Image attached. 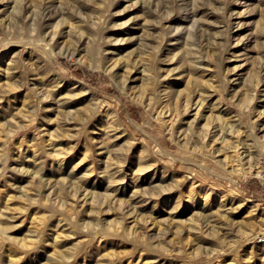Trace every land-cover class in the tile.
<instances>
[{
    "label": "rangeland",
    "instance_id": "obj_1",
    "mask_svg": "<svg viewBox=\"0 0 264 264\" xmlns=\"http://www.w3.org/2000/svg\"><path fill=\"white\" fill-rule=\"evenodd\" d=\"M20 1L0 0V264H264V0H194L206 70L163 19L152 79L140 0ZM166 1L189 29L193 0Z\"/></svg>",
    "mask_w": 264,
    "mask_h": 264
},
{
    "label": "bare ground",
    "instance_id": "obj_2",
    "mask_svg": "<svg viewBox=\"0 0 264 264\" xmlns=\"http://www.w3.org/2000/svg\"><path fill=\"white\" fill-rule=\"evenodd\" d=\"M18 1H20V0H18ZM33 1V0H32ZM96 1V0H95ZM99 1V0H98ZM104 1V0H103ZM141 1V5L139 6V7H143V8H145V12H143V13H145V18H144V21L142 22V27H143V30H142V35L140 36V42H139V40H138V43H140L139 45L140 46H138V49H139V52L142 54V58H141V60L143 59L144 60V64H145V66L143 67V69L144 70H146L148 73L146 74V77L147 78H149V79H152L153 77V75H152V72H151V67H150V63H149V56L150 55H155L156 56V54H158L159 55V52H160V50H161V48H162V44H161V39H163V37H161L162 35L161 34H163V32L164 31H162V30H160L161 28L162 29H166L167 27L166 26H164V24H163V19H164V23H165V21H168L169 22V25H167L168 26V31H167V34H168V32H171L173 35H171V36H169L170 38H169V40L170 41H173V40H178V37H175V36H178L180 33L181 34H183V33H187V38H186V40H185V38H184V40H185V42L187 41V43L188 44H186V46H185V49L183 50V54L182 55H184V57H186L188 60H190L191 62H192V64L194 65H196V67L198 68V69H201V70H206L207 69V60H208V56L211 54H209V46H206V42H203L202 40H203V38H205V28H201L200 27V20L203 18V16L200 18V16H199V14H198V12H197V9H198V3L197 2H195L194 0L192 1V3H193V7H192V13H190V15L188 14V9L189 8H187V13L185 12V14H184V18H182L183 19V22H190V24L191 25H189L190 27H189V29H186L185 31H183L184 29H183V27H185V26H183V25H181V23H179V22H181V21H178L177 20V27L176 26H173V24H171L172 22H171V18H170V13H168V14H166V15H164V13H163V11L161 10V7H160V5L163 7L164 5L166 6L167 5V1L166 0H140ZM169 1V0H168ZM197 1H199V0H197ZM61 2H62V0H61ZM136 2V1H135ZM181 2H184V0L183 1H181ZM191 2V1H190ZM218 2V1H217ZM261 2V1H260ZM20 3H22L21 1H20ZM100 3V2H99ZM102 3V2H101ZM166 3V4H165ZM187 3V2H186ZM199 3H201V2H199ZM65 4V3H64ZM75 4H76V0H75ZM179 4H181V3H179ZM261 4V3H260ZM17 5H18V3H17ZM23 5V4H22ZM78 5V4H77ZM184 5V4H183ZM200 5V4H199ZM74 6V5H73ZM73 6H71V7H73ZM181 6V5H180ZM186 6V5H185ZM262 6V5H261ZM18 7V6H17ZM169 7V6H168ZM61 8V7H60ZM142 8V9H143ZM147 8V9H146ZM139 9H141V8H139ZM179 9H182V8H179ZM261 9V8H260ZM259 9V10H260ZM17 10V9H16ZM27 10V9H26ZM28 10H31V18H32V20H33V22L35 23L36 21H35V15L37 14V13H39V15L40 14H42V13H45L46 12V10H45V8L43 7V5H41V6H35V8H33V9H29L28 8ZM35 10V11H34ZM51 10V9H50ZM68 10H70V9H68ZM183 10V9H182ZM202 10V9H201ZM39 11V12H38ZM61 11V10H60ZM186 11V10H185ZM200 11V10H199ZM26 12V11H25ZM77 12V11H76ZM166 12H168V11H166ZM172 12V11H171ZM175 12V11H174ZM78 13V12H77ZM212 13V12H211ZM191 14H192V16H191ZM197 14H198V16H197ZM264 14V13H263ZM43 15V14H42ZM45 15V14H44ZM259 15H262V14H259ZM181 16V15H180ZM165 18H166V20H165ZM258 19V18H257ZM256 19V20H257ZM260 19V18H259ZM262 19H263V17H262ZM63 21H65L64 19H63ZM239 21V20H238ZM33 23V24H34ZM141 23V22H140ZM188 24V23H187ZM13 25V24H12ZM165 25H166V23H165ZM185 25V24H184ZM262 26V27H261ZM164 27H166V28H164ZM256 27H257V25H256ZM20 28V27H19ZM53 28V27H52ZM95 28H97V27H95ZM174 28H176L175 29V31H173V29ZM186 28H188V26L186 27ZM257 28H259V27H257ZM260 28H262V30H264V24H263V21H262V24L260 25ZM19 30H21V29H19ZM98 30V29H97ZM258 30V29H257ZM91 31V30H90ZM83 32V31H82ZM100 32V31H99ZM166 32V31H165ZM174 32V33H173ZM261 32V31H260ZM264 32V31H263ZM79 34H81V33H79ZM83 34V33H82ZM50 35V34H49ZM86 35H88V34H86ZM91 35H92V33L88 36V37H91ZM97 35V34H96ZM260 35V34H259ZM51 36V35H50ZM54 36L55 35H53L50 39H53L54 38ZM173 36V37H172ZM93 37V36H92ZM172 37V38H171ZM186 37V36H185ZM30 38V37H29ZM181 38V37H180ZM182 38H183V36H182ZM220 38V37H219ZM32 39V38H31ZM46 39V38H45ZM87 39V41H90V38H89V40H88V38H86ZM137 39V38H136ZM257 39H259V38H257ZM23 40V39H22ZM42 40V38H37V40H36V42H34V40H32V42L33 43H35L36 45H39V46H42V48H45V50L47 51V53L49 52V54H53V52L51 51V50H53V48H51V50H50V48H47L46 46L47 45H45V42H43V40ZM180 40V39H179ZM189 40V41H188ZM217 40V39H216ZM215 40V41H216ZM219 40V39H218ZM17 41V40H16ZM16 41H13L14 43L16 42ZM45 41V40H44ZM85 41V40H84ZM86 41V42H87ZM182 41H183V39H182ZM237 41V40H236ZM239 41V40H238ZM237 41V42H238ZM259 41V40H258ZM29 41H25V43H28ZM30 42H31V40H30ZM43 42V43H42ZM48 42V41H47ZM46 42V43H47ZM220 42V41H219ZM223 42V41H222ZM260 42H262V40H260ZM24 43V44H25ZM85 43V42H84ZM164 43V42H163ZM168 43V42H167ZM216 43V42H215ZM221 43V42H220ZM87 44H89V43H87ZM177 44H178V41H177ZM176 44V45H177ZM179 44L180 45H182L180 42H179ZM261 44H263V43H261ZM170 46H174L175 45V42H171L170 44H169ZM184 45V44H183ZM214 45V44H213ZM221 45H222V43H221ZM216 46V45H215ZM34 47V46H33ZM137 47V46H136ZM211 47V46H210ZM55 48V47H54ZM77 48V47H76ZM215 48V47H214ZM132 49V48H131ZM135 49V48H134ZM176 49V48H175ZM174 49V50H175ZM207 49V50H206ZM127 50V49H126ZM164 50V49H163ZM173 50V51H174ZM177 50V49H176ZM215 50H216V48H215ZM65 51V50H64ZM74 51V50H73ZM132 51V50H131ZM217 51V50H216ZM244 51V50H243ZM261 51V50H260ZM130 52V51H129ZM206 52H208V53H206ZM213 52H214V50H213ZM259 52V51H258ZM65 53V52H64ZM72 53V52H71ZM74 53V52H73ZM170 53V52H169ZM172 53V52H171ZM90 54V53H89ZM92 54V53H91ZM207 54V55H206ZM258 55V54H257ZM261 55V54H260ZM92 56V55H91ZM127 56V55H126ZM151 57V56H150ZM211 57V56H210ZM257 57V56H256ZM261 57V58H260ZM259 58H260V61H259V63H258V72H256L255 74L257 75V78L255 79V81L257 80V82L256 83H253L252 82V84H255V87L259 84V83H261L263 80H264V54L263 55H261ZM212 58V57H211ZM31 60V59H30ZM142 60V61H143ZM249 60V59H248ZM259 60V59H258ZM136 62V61H135ZM244 62V61H243ZM38 63V62H37ZM190 63V62H189ZM252 64V63H251ZM237 66V65H236ZM244 66V65H243ZM9 67V66H8ZM113 67V66H112ZM192 68V67H191ZM109 69H110V67H109ZM46 70V69H45ZM197 70V69H196ZM247 70V69H246ZM118 74V73H117ZM120 76V75H119ZM122 77H125V76H122ZM121 78V77H120ZM242 78V77H241ZM244 78V77H243ZM13 81V80H12ZM11 82V81H10ZM14 82H16V81H14ZM13 82V83H14ZM245 84H246V82H244ZM264 83V82H263ZM262 83V84H263ZM251 84V83H250ZM264 86V85H263ZM172 87V86H171ZM166 88H170V86H166ZM202 88V87H201ZM264 88V87H263ZM163 89V88H162ZM251 89V88H250ZM254 89V88H253ZM252 89V90H253ZM166 90V89H165ZM264 90V89H263ZM194 93V92H193ZM208 93V92H207ZM166 94V93H165ZM168 94V93H167ZM193 94H191V95H188V96H186V98H185V100H184V104H185V108H187V107H189V106H192L194 103L196 104V105H199V107L200 106H202L203 104H204V102H205V100L207 99V95L208 94H206V92L204 91V90H197V95H198V98H197V100L194 102V99H195V97L197 96H195V95H193ZM255 96H257L256 95V93H255V91L253 90L252 91V93L251 94H249V99H252V98H254ZM180 97V96H179ZM152 98V97H151ZM175 99V98H174ZM179 99V98H178ZM176 100V103L175 104H178V101L179 100ZM199 107L197 108V111H196V113H198V110H199ZM264 111V110H263ZM263 113V112H262ZM198 114H196V116H197ZM218 121H219V119H218ZM220 123V122H219ZM218 123V124H219ZM225 123V122H224ZM206 124H208V123H206ZM223 125V124H222ZM221 125V126H222ZM223 126H225V125H223ZM223 126H222V128H223ZM193 127V126H192ZM191 127V128H192ZM226 127V126H225ZM224 127V128H225ZM203 128H205V127H203ZM211 128V127H210ZM221 128V129H222ZM227 128V127H226ZM208 129H209V127H208ZM228 129V128H227ZM224 130H222V132H223ZM208 133V132H207ZM224 133V132H223ZM203 134H205V133H203ZM204 136V135H203ZM256 139V138H255ZM188 141V140H187ZM255 141V140H254ZM186 142V141H185ZM257 143V142H256ZM256 145H258V144H256ZM253 147V146H252ZM259 147V146H258ZM251 152V151H250ZM257 152V151H256ZM239 154H241V153H239ZM251 155V154H250ZM252 156V155H251ZM244 166V165H243ZM245 167V166H244ZM253 167V166H252ZM261 167V166H260ZM246 169V168H245ZM244 170V169H243ZM257 173H260V170L259 169H257ZM261 175V174H260Z\"/></svg>",
    "mask_w": 264,
    "mask_h": 264
}]
</instances>
